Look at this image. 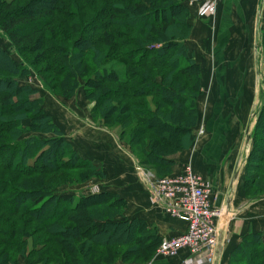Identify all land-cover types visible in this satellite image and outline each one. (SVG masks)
I'll return each mask as SVG.
<instances>
[{"label":"trees","instance_id":"trees-1","mask_svg":"<svg viewBox=\"0 0 264 264\" xmlns=\"http://www.w3.org/2000/svg\"><path fill=\"white\" fill-rule=\"evenodd\" d=\"M189 17L187 0H0V28L24 57L0 43V264H19L21 255L29 264L154 259L157 227L126 217V199L56 192L104 170L76 152L20 78L32 68L65 97L82 87L94 123L125 141L139 166L170 175L171 157L193 143L199 120L202 70L185 43ZM260 117L257 131L264 107ZM262 131L247 159L251 198L264 195ZM33 132L55 137L23 138ZM226 264H264V232L243 236Z\"/></svg>","mask_w":264,"mask_h":264},{"label":"crops","instance_id":"crops-1","mask_svg":"<svg viewBox=\"0 0 264 264\" xmlns=\"http://www.w3.org/2000/svg\"><path fill=\"white\" fill-rule=\"evenodd\" d=\"M199 7V4L192 8L188 6L192 30L187 41L190 53L203 71V93L197 101L199 120L194 128L193 143L171 159L176 162L173 173L181 172L186 164L192 163L195 171L213 184L215 193L224 195L222 206L227 210V218L220 229L223 246L201 261L187 250H181L175 257H154L147 264H185L189 261L193 264H226L230 252L243 236L264 232V195L256 198L247 195L246 172L243 178L235 180L246 147L251 143L247 125L255 78L253 48L257 25L264 19V0H222L219 4L213 48L217 59L214 75L209 70L211 60L206 52L210 49L208 21L206 15L195 12L194 8ZM211 83L215 85L214 90L207 91ZM40 97L45 112L53 118L76 152L104 170V177L92 181L95 185H90L92 188H88L91 182H86L65 193H116L127 201L125 216L142 218L155 225L162 240L186 230L185 222L167 214L153 202L130 146L115 132L93 122V103L86 98L84 90H77L72 97L53 93H41ZM70 105L74 108H69ZM200 126L206 130L196 136ZM20 259L19 264H22ZM114 264L126 263L118 261Z\"/></svg>","mask_w":264,"mask_h":264},{"label":"built area","instance_id":"built-area-1","mask_svg":"<svg viewBox=\"0 0 264 264\" xmlns=\"http://www.w3.org/2000/svg\"><path fill=\"white\" fill-rule=\"evenodd\" d=\"M222 0H187V5H200L203 12L215 15ZM205 132L204 126L198 134ZM198 135V136H199ZM142 179L153 202L163 210L186 223V230L172 238L161 241L155 257L172 258L181 250H187L197 261L211 257L220 244L221 224H225L227 210L217 207L213 184L198 174L192 163L178 173L157 177L138 166ZM199 263V262H198ZM193 264V262H185Z\"/></svg>","mask_w":264,"mask_h":264},{"label":"rangeland","instance_id":"rangeland-1","mask_svg":"<svg viewBox=\"0 0 264 264\" xmlns=\"http://www.w3.org/2000/svg\"><path fill=\"white\" fill-rule=\"evenodd\" d=\"M219 4H218V6H219ZM193 6H195V5H190V8H192ZM194 9H195L196 13L200 12L201 14L206 15L205 18H207L206 21H208L207 25H208V30H209L208 39H209V48L210 49H207L206 52L207 51L209 52V60H211V67H209V70L211 71V74L214 75L215 74V67L217 66V59H216V57L214 55V51H213L214 42L216 41V32H217L218 21H219L218 16H217V12H216L215 15H210V14H208V12L207 13L203 12L200 7L198 9H196V8H194ZM217 11H218V8H217ZM189 12H190V9H189ZM189 20H190V17H189ZM256 29H257V32L255 33V38H254L255 45H254V48H253L254 77L255 78H254V83H253V89H252V92H251L252 93V98H251L252 100L250 101L251 102V106L249 105V108H250V121L248 122V125H247L248 130L250 131V133H249L250 137L249 138L251 140V143H250V145H248L250 140H249V142H247V145L249 147L248 146L246 147V150H245L244 156L242 158V161L239 164V169H238V172L240 174L238 176L239 178H243L244 177V173L247 172V162L245 160H246L247 156L249 155V152L252 149V144H253L255 133H257V132L259 133L261 130H263L261 135L264 137V119L261 121V124L259 125V127L261 129L259 131H257L258 130L257 129V125L259 124L258 122H259V119L261 118L260 117L261 109L264 107V19H261V21L259 22V25H257ZM188 39H189V37L186 39L185 43H186L187 48L189 50L188 43H187ZM0 43H1V45L3 46V48L5 50H10L11 49L12 56L16 60H18L19 62H23L24 61V57L21 54H19L18 51L14 50V49L12 50V47H11L12 44H11L6 32L3 29H1V28H0ZM189 54H191L190 50H189ZM39 68H41V67H39ZM216 69H217V67H216ZM201 70H202V67H201ZM202 75H203V71H202ZM20 83L21 84H28V85L38 89L39 90L38 91V96H40L41 93H44V94L53 93L51 90H49L46 87L45 81H44V78L42 77V75H39L32 68H30V72H29L28 75H26L25 77L20 78ZM209 85H210V87L207 89V91L208 90L209 91L210 90L213 91L215 85L213 83H211ZM79 89L80 90H84L82 87L79 88ZM202 90H203V85H202ZM215 90L218 91V87L217 86H216ZM53 95H60V94L53 93ZM201 96H202V94L199 97H201ZM92 103H93V106H94V102H92ZM71 107H73V106L70 105L69 108H71ZM25 124L28 125L29 121L26 120ZM199 128L196 130V136L199 135L198 134ZM29 136H36L38 138L45 139V138H53V137H55V134L33 132V133H27V134L23 135V138H26V137H29ZM60 174H61V172L58 173V175H60ZM96 179H98V178H92V179H89L88 181H86V182H91V183H89L88 188H92L93 186H95V185H93L92 181H94ZM86 182H83V183H86ZM83 183L65 184V185L57 187L56 188V192L57 193L69 192L72 187L80 185V184H83ZM90 185L91 186L93 185V186L91 187ZM149 224H151V223H149ZM151 225H153V224H151ZM220 237H221L220 241H223L221 235H220ZM19 259L21 260L22 264H29L28 259L24 255H21L19 257ZM126 264H137V263L129 262V263H126Z\"/></svg>","mask_w":264,"mask_h":264},{"label":"water","instance_id":"water-1","mask_svg":"<svg viewBox=\"0 0 264 264\" xmlns=\"http://www.w3.org/2000/svg\"><path fill=\"white\" fill-rule=\"evenodd\" d=\"M239 176V172L237 171L236 174H235V180L237 179V177ZM223 200H224V195L223 194H218L217 198H216V206L217 207H222V203H223ZM223 241L220 242L219 246H218V249L222 248L223 246Z\"/></svg>","mask_w":264,"mask_h":264}]
</instances>
